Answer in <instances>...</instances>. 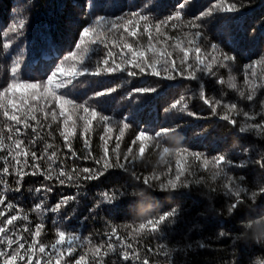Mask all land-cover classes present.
<instances>
[{"label":"trees","instance_id":"obj_1","mask_svg":"<svg viewBox=\"0 0 264 264\" xmlns=\"http://www.w3.org/2000/svg\"><path fill=\"white\" fill-rule=\"evenodd\" d=\"M182 2L184 0H0V88L9 82L12 60L21 50H23L21 78L33 82L45 80L63 57L75 48L80 31L96 16L116 17L143 10L145 15L157 21L174 13L178 4ZM216 2L217 0H188L184 10L185 19H193ZM226 2L236 3L239 11L206 17L200 21L204 33L202 47L208 49L215 43L223 52L236 57L227 68H215L216 76L201 74L202 81L182 77L167 80L147 74L131 77L122 72L103 77H81L73 85L62 90L77 102L88 101L90 106L112 118L114 126L108 140V150L109 156L113 159L115 156L112 149L117 143L120 144L117 151L122 162L123 155L129 147L133 149L134 154H138L140 141L136 140V137L141 131H146L152 136L162 129L174 131L162 133L154 140L146 142L148 146L142 157L134 162L129 158V172L110 169L103 176L83 183L79 188L55 186L53 192L49 194V206L56 204L61 196L76 195L77 200L70 202L59 213L45 215L46 229L41 237L42 243L50 248L51 243L58 238L57 228L66 234L80 236L81 240L87 238L91 242L90 245H85L83 250L77 249L73 254L78 258L89 247L105 245L106 248L108 242L106 234L115 227L119 236L132 244L133 247L129 251L135 250L140 260L123 261L119 255L109 254L105 258V264H112L113 261H116V264H142L145 258L148 264H248L254 255L264 252V247L251 240L245 243L237 236L243 231L240 221L264 217V194L259 193V188L264 186V167L258 163L264 158V135L258 136L255 132L238 133L237 128L213 116L208 106L199 98V85L203 83L206 95L210 99H219L224 95L226 100L236 102L239 108L253 111L249 102L242 100L236 90L228 88L227 82L233 80L239 90L247 93L244 66L264 57V0ZM17 19L26 20L23 35L15 38L12 47L4 49L2 44L12 35L5 37L4 33ZM185 32H188V29H184L183 32L170 30L169 35L179 36L185 40L191 38L190 34L185 37ZM129 41L132 42V38H129ZM147 44L148 39L145 35L135 46L147 47ZM102 55L103 52L93 54V60ZM149 56L152 54L149 53ZM256 72L257 78L254 82L264 81V64L257 65ZM219 78L226 83L224 85L217 83ZM107 88H115L116 91L101 97L94 96L96 92ZM135 88H155L156 92L135 93L133 92ZM181 96L186 98L185 103L188 105L187 111L184 112L171 107ZM260 99H264V88L259 89L257 93V101ZM255 111H259L258 103ZM189 112L197 115L190 116ZM231 115L237 119L238 124L242 125L245 122L242 114ZM259 120L257 117L256 121L248 122ZM121 121L127 123L129 127L125 129L123 137L117 140ZM3 124L4 118L0 116V127H3ZM52 132L55 139L47 135L46 129L41 134L45 136L46 142L55 145L53 149H49L48 154L54 150L58 152L60 159L56 166L63 160L67 169H71L74 164L79 167H99L92 160L67 159L65 154L70 156V153L64 147L63 138L59 136L56 125H53ZM81 132L82 128L78 127L77 135L72 141L73 149L82 156L83 139L88 138L92 154L99 158L103 144L100 136L104 135L102 124L94 121L93 131L84 137L81 136ZM31 136L29 129L27 136L20 137L24 139L25 146H28ZM45 141H40L32 149L37 151L38 156L43 152ZM5 143L8 141L5 140ZM164 147L172 149L173 152L162 159ZM177 148L188 150L181 154L186 169L181 180H187L188 187L172 191L160 189V182L175 177L177 157L174 150ZM192 152L201 153L202 158L197 160L189 154ZM4 155L7 153L0 151V156ZM218 155H225L231 162L221 165L226 175L233 177L241 187L247 189L246 193H242L244 202L231 215L226 209L228 204L235 202V198L229 197L223 187L226 179L224 176L212 178L213 158ZM204 159L209 161L207 168L203 165ZM39 162L42 168L46 167L45 161ZM29 163H32L30 157ZM13 164L14 161L9 157L10 171ZM3 166V162L0 161V169ZM132 171L141 178L151 176L152 173L161 178L159 181H151L154 186L148 189L143 185L142 179L137 180L131 175ZM239 177H243L244 180L240 181ZM6 179L10 187H16L14 175ZM197 180L200 183H195ZM42 183H48L43 176L29 175L22 182L20 192L6 193L5 205H0V211H5V218L16 214L15 209L11 212L6 209L8 201L15 203L18 209L29 212L38 202L40 195L35 193L34 189ZM114 191L124 192L126 195L112 205L101 202V193L111 194ZM253 191L258 193L256 199H252ZM172 209L177 210L176 216L170 223L162 225L158 232L152 233L146 228L138 234H133V229H138L140 223L158 218ZM30 219L33 226L40 222L35 214H31ZM22 223L24 222H16L18 226ZM220 232L226 235L220 237ZM112 242H116L115 237ZM91 257L92 252L88 251L87 258L91 260ZM41 264H45L44 260H41ZM53 264H56L55 259ZM60 264H63L62 260ZM71 264H74V261Z\"/></svg>","mask_w":264,"mask_h":264},{"label":"snow or ice","instance_id":"obj_2","mask_svg":"<svg viewBox=\"0 0 264 264\" xmlns=\"http://www.w3.org/2000/svg\"><path fill=\"white\" fill-rule=\"evenodd\" d=\"M187 3L188 0H184V2L178 4L174 13L157 21H153L151 16L145 15L143 10L116 17L96 16L80 31L75 48L63 57L45 80L33 82L21 78L20 67L23 50L12 60L9 82L6 86L0 88V116L4 118L3 127H0V151L7 153V155L0 156V161L4 164L0 169V205H5L6 193L21 191L22 182L29 175L43 176L48 183H42L34 189L35 193L40 195L38 202L34 204L29 212L18 209V206L11 201L7 202L6 209L9 212L15 209L16 214L8 215L5 218V211H0V264H41V260H44L45 264H53L54 259L56 264H60L61 260L63 264H71L72 261H74V264H105V258L109 254L119 255L123 261L129 259L140 260V256L135 250L129 251L133 247L132 244L127 243L120 237L115 227L111 229L110 233L106 234L108 237L106 248L105 245L94 248L89 247L78 258L73 254L77 252V249L83 250L85 245H90L91 242L87 238L81 240L80 236L66 234L65 231L57 228L56 236L58 238L54 243H51L50 248L46 246L41 242V237L46 229L45 215L47 213H59L70 202L77 200L76 195L61 196L56 204L49 206V194L53 192L54 187L57 185L79 188L83 183L94 181L103 176L110 169L129 172V158L134 162L142 157L148 146L146 142L154 140L162 133L174 130L162 129L160 132H156L154 136L149 135L146 131H141L136 137V140L140 141L138 154H134L133 149L129 147L123 155L122 162L121 155L117 151L120 144L117 143L115 148L112 149L115 156V159H113L109 156L108 150V140L114 126L112 118L90 106L88 101L77 102L62 90L69 85H73L81 77H103L122 72H126L131 77L147 74L167 80L182 77L192 81H202L201 74L216 76L215 68H227L229 63L236 60V57L223 52L219 45L215 43L211 44L208 49L202 47L201 40L204 38V33L200 21L206 17L211 18L219 14L237 13L239 7L236 3L217 0L206 11L201 12L191 20H186L184 10ZM25 25V19H17L9 26L4 36L12 35L11 38L7 39V42L2 44L4 49L12 47L15 38L23 35ZM184 29H188V32L184 33L185 37L190 34L191 38L185 40L179 36L169 35L170 30L183 32ZM145 35L148 39L147 47L135 46L139 44V40ZM129 38H132V42L129 41ZM154 40L156 43H153ZM97 52H103V55L93 60V54ZM149 53L152 56H149ZM262 64H264V57L244 66V82L248 86L247 93L239 90L233 80L227 82L228 88L236 90L242 100L249 102L250 108L253 109L252 112L239 108L236 102L226 100L224 95L219 99H210L206 95L205 85L203 83L199 85V98L208 106L211 114L237 128L240 134L255 132L258 136L264 135V99L257 101V93L259 89L264 88V81L254 82L257 78L256 66ZM217 83L224 85L226 82L219 78ZM115 91V88H107L104 91L96 92L94 96L101 97ZM133 92L154 93L156 89L135 88ZM185 99L184 96H181L171 107L173 109L178 108L181 112L187 111L188 105L185 103ZM257 103L259 111H255ZM231 113H235L236 116L242 114L245 122L242 125L238 124L237 119ZM188 115L196 116L197 114L189 112ZM257 117L260 118L259 122H248L256 121ZM94 121L102 124L104 130V135L100 136V140L103 141L101 145L102 154L99 158H96L92 154L90 139L84 138V154L80 156L73 149L72 143L77 135V128H82L81 136L84 137L85 134H90L93 131ZM53 125L57 126L59 136L63 138L64 147L69 150L70 156L65 154L67 159L92 160L99 167H79L74 164L71 169H67L63 160H60V165L56 166L57 161L60 159L58 152L54 150L51 151L50 155L48 154L49 149H53L55 145L46 142L45 136L41 134L46 129L47 135L55 139L52 132ZM120 125V135L116 138L117 140L123 137L125 129L129 127L123 121L120 122ZM29 129H31L32 136L28 140V146H25L24 139L20 137L27 136ZM5 140L8 143H5ZM40 141H45V143L42 154L38 156L37 151L32 149ZM157 146L159 147V145ZM187 151V149L181 148L174 150L177 157L175 177L168 179L166 182H160V189L172 191L188 187L189 182L181 180L186 171L181 154ZM172 152V149L164 147L161 158L163 159L164 156ZM189 154L197 160L202 158V154L199 152ZM9 157L14 161L11 171ZM29 157L32 161L31 164L29 163ZM42 160L46 162L44 168L41 167L39 162ZM213 160L212 178L216 179L224 176L227 182L223 187L227 190L229 197L235 198V202L228 204L226 209L227 213L231 215L244 202L242 193H246L247 189L241 187L236 179L227 176L224 172L221 165L231 163L225 155H218ZM258 163L264 167V158ZM203 165L207 168L209 161L204 159ZM234 166L241 167L243 165ZM170 172L171 169H169ZM169 173H163V175ZM11 175L16 178L15 188L10 187L6 179ZM131 175L137 180L142 179L143 185L147 186L148 189L154 186L151 181H159L161 178L156 173L143 178L138 176L135 171H132ZM238 179L240 181L244 180L243 177ZM195 183H200V181L197 180ZM259 193L264 194V187L259 188ZM125 195L124 192L114 191L111 194L104 192L101 193V202L112 205ZM257 195L258 193L253 191L251 193L252 199H256ZM31 214H35L40 220L34 226L30 219ZM176 214L177 210L172 209L159 215L158 218L147 219L146 222L139 224L138 229H133V234H138L146 228L152 233H156L162 225L170 223ZM17 221H23L24 223L18 226ZM225 235L224 232L219 233L220 237ZM113 237H115V243L112 242ZM102 249L104 250L102 251ZM88 251L92 252L91 260L87 258ZM112 264H116V261H113ZM142 264H148L147 258L142 261Z\"/></svg>","mask_w":264,"mask_h":264},{"label":"clouds","instance_id":"obj_3","mask_svg":"<svg viewBox=\"0 0 264 264\" xmlns=\"http://www.w3.org/2000/svg\"><path fill=\"white\" fill-rule=\"evenodd\" d=\"M239 224L243 228V231L237 234L241 241L246 243L251 240L258 246L264 247V217L240 221ZM248 264H264V252L254 255Z\"/></svg>","mask_w":264,"mask_h":264}]
</instances>
